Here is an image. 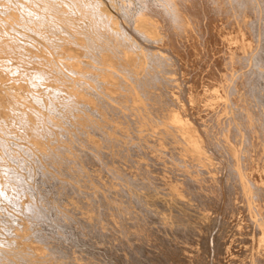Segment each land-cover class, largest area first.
Listing matches in <instances>:
<instances>
[{
	"label": "rangeland",
	"instance_id": "1",
	"mask_svg": "<svg viewBox=\"0 0 264 264\" xmlns=\"http://www.w3.org/2000/svg\"><path fill=\"white\" fill-rule=\"evenodd\" d=\"M210 1L0 0V264H117L113 249L132 261L169 246L172 264H264V0ZM199 7L254 49L213 50L203 74L222 56L227 86L203 126L177 122V70L148 48L201 36ZM224 171L229 224L208 244L203 204Z\"/></svg>",
	"mask_w": 264,
	"mask_h": 264
},
{
	"label": "bare ground",
	"instance_id": "2",
	"mask_svg": "<svg viewBox=\"0 0 264 264\" xmlns=\"http://www.w3.org/2000/svg\"><path fill=\"white\" fill-rule=\"evenodd\" d=\"M187 1H192V5L195 6L194 4H197L198 0H187ZM206 2V0H204ZM209 1V0H208ZM215 3L217 1L213 0ZM212 1V2H213ZM228 1V0H227ZM234 1V0H233ZM237 1V0H236ZM246 1V0H244ZM251 1V0H250ZM256 1V0H255ZM194 2V4H193ZM211 2V1H210ZM212 2L210 3V5H212ZM209 3V2H207ZM220 3V1H219ZM235 3V2H233ZM240 4V2H239ZM238 4V5H239ZM245 4V3H244ZM247 4V3H246ZM185 5V4H184ZM200 5V3H199ZM206 5V3H205ZM204 5V7H205ZM220 5V4H219ZM229 5V4H228ZM237 5V6H238ZM201 6V5H200ZM209 6V5H208ZM213 6V5H212ZM209 7V8H212ZM217 6V5H216ZM221 6V5H220ZM236 6V5H235ZM108 7V6H107ZM218 7V6H217ZM96 8V7H95ZM190 8V7H189ZM188 8V9H189ZM247 8V7H246ZM111 9V8H110ZM192 8L189 9V11L191 10ZM203 9V8H201ZM199 8L196 9V12L194 11V14L193 16H198L199 18L197 19H200V29L202 30V34L201 36H197L195 35L193 32L191 33L192 34V37L193 39L191 41L188 42V49L187 50V54L185 53V51L183 50L185 46H188V45H185L187 43H179L177 42V40L175 39V34H172L174 36H172L171 34H169L170 36H172V40H171V43H170V46H167L166 44L165 45H160V44H152L153 45H149L148 48H150L151 50L153 49H158V52H162L163 54L165 53V59H166V55L168 57L169 60H171L173 63L172 65L174 64L175 65V68L177 70V73H178V79L177 82H178V92L177 94L179 95L180 97V101L177 102L178 104V109H179V112L178 114L175 115V118L177 120V122L179 123H182V124H189L191 123L190 121H194V123H198L200 125L201 123V118L203 117L204 115V112L206 113L208 111L209 113V110L208 108L210 109V112L212 114H216L217 112H219L223 106V104H220L219 100L221 98H223L225 96V88L227 86V75L228 73L226 74V70H225V67L223 65V62L222 60L223 57L221 56L220 59H217L216 61V58L215 61L216 63H214V65L212 66V68L210 69V71L207 73V74H203L204 73V70L206 69V67H208V63L210 62V59L212 60V54H213V50L215 49L216 52L218 51H223L225 50V48L228 47V49L226 50V52L228 51L229 53L232 52L234 53V51H236L237 49H239L240 46H245L247 47V49L253 51V45H252V38H250V36H248L243 30H240V31H237L235 29L233 30H230V25H229V30H225L222 26V24L219 22V19L216 18L215 16L217 15H221L222 13H219L217 14L218 12L216 11V8L214 7V10L217 12H215L217 15L213 16L212 15V12H210V9H205L203 10L204 12L206 11V14L207 16L205 15V13H203V11ZM219 9V8H217ZM222 9V8H221ZM220 9V10H221ZM229 9V8H228ZM232 9V8H231ZM219 10V11H220ZM213 11V9H212ZM223 13L224 11L221 10ZM220 11V12H221ZM192 12V10L190 11ZM214 12V11H213ZM115 13V12H114ZM229 13V12H228ZM253 15V14H252ZM31 17V16H30ZM204 17H206L208 19V25H207V28H208V33L206 34L205 33V22L204 21ZM225 17V16H224ZM230 17V16H229ZM228 17V18H229ZM195 18V17H194ZM224 19V18H223ZM161 21V20H160ZM195 21V20H193ZM225 21V19H224ZM226 21H227V18H226ZM230 21V20H229ZM121 22V21H120ZM198 22V23H199ZM168 23V22H167ZM227 24L229 22H226ZM231 23V22H230ZM234 23V22H233ZM232 24V23H231ZM125 26V25H124ZM123 26V27H124ZM226 26V25H225ZM169 27V26H168ZM232 27V26H231ZM263 27V26H262ZM261 27V28H262ZM264 28V27H263ZM124 29V28H122ZM126 31L125 33H129V34H132L134 35V31L132 30V28H129V27H125ZM171 29V28H170ZM137 30V29H136ZM194 30V29H193ZM198 30V29H197ZM262 30V29H261ZM139 31V30H138ZM170 31V30H168ZM232 31V32H231ZM201 32V31H200ZM136 33V32H135ZM264 33V32H263ZM262 33V34H263ZM197 34V33H196ZM119 35V34H118ZM199 35V34H198ZM137 36V35H136ZM258 36V34H257ZM256 36V37H257ZM263 36V35H262ZM141 38V37H140ZM189 39V38H188ZM130 40V39H129ZM184 41V40H183ZM263 41V40H262ZM187 42V41H186ZM135 44V43H134ZM229 44H231V47L229 46ZM146 45V43H145ZM262 48V47H261ZM224 49V50H223ZM264 49V48H263ZM261 50V49H259ZM238 51V50H237ZM236 51V52H237ZM250 52V51H249ZM257 52V51H256ZM239 53V52H237ZM235 53V54H237ZM161 54V53H160ZM221 54V53H220ZM234 54V56H235ZM239 54H242V53H239ZM263 54V53H262ZM216 55V54H215ZM214 55V57H215ZM223 55V54H222ZM231 55V54H230ZM217 56V55H216ZM219 56V55H218ZM233 56V54H232ZM238 57L240 55H237ZM254 56V55H253ZM262 56V55H261ZM162 57V56H161ZM226 57V55L224 56ZM236 57V56H235ZM233 57V58H235ZM244 57V56H242ZM241 57V58H242ZM247 58V57H246ZM163 59V60H165ZM226 59H228L226 57ZM237 59V58H236ZM239 59V58H238ZM254 59V58H253ZM259 59L260 57L258 55H255V59L254 61L256 62V66H258V62H259ZM230 60V59H228ZM244 61H246L247 59H243ZM213 61V60H212ZM212 61L210 63H212ZM226 61V60H225ZM224 61V63H226ZM238 61V60H237ZM243 61V62H244ZM231 62V61H228V63ZM254 62V63H255ZM263 62V61H262ZM264 63V62H263ZM236 64V63H235ZM240 64V62H239ZM242 64V63H241ZM227 65V64H226ZM229 65V64H228ZM237 65V64H236ZM245 65V64H244ZM248 65V64H247ZM210 66V65H209ZM190 67V70L188 69ZM239 68H241L240 66H237ZM236 68V66H235ZM238 68V69H239ZM257 68V67H256ZM237 69V68H236ZM242 69V68H241ZM240 71V70H239ZM249 71V70H248ZM257 71V70H256ZM176 72V71H175ZM250 72V71H249ZM252 72V71H251ZM248 73V72H247ZM254 73V72H253ZM264 73V72H262ZM250 74V73H249ZM260 74V73H259ZM258 74V75H259ZM240 76V74H238ZM243 75V74H242ZM245 75V74H244ZM257 76V75H256ZM260 76H262L260 74ZM241 77V76H240ZM238 77V79L241 80V78ZM264 78V76H262ZM156 78V77H155ZM260 79V77H258ZM160 79V78H159ZM164 79V78H163ZM168 79V78H167ZM257 79V77H256ZM259 79H257V81H259ZM262 79V78H261ZM260 79V80H261ZM229 80V79H228ZM249 80V79H247ZM246 80V81H247ZM163 81V80H162ZM243 80H241V85H243L242 83ZM245 81V83H247ZM253 82V81H252ZM256 82V81H255ZM262 82V81H260ZM235 83V82H234ZM240 83V82H239ZM238 83V84H239ZM253 84V83H252ZM264 84V83H263ZM141 85V84H140ZM177 85V84H176ZM240 85V86H241ZM245 85V84H244ZM260 85V84H259ZM138 87V86H137ZM234 87V86H233ZM253 87V85H252ZM177 88V87H176ZM235 88V87H234ZM254 88V87H253ZM161 89V88H160ZM252 89V88H251ZM234 91V90H233ZM255 91V90H254ZM248 95V94H247ZM264 95V94H263ZM239 98V97H238ZM219 101V102H218ZM259 101V100H258ZM255 102V101H254ZM223 103V101H222ZM262 103V102H261ZM221 108V109H220ZM196 109H199L198 111ZM259 109V108H258ZM207 110V111H205ZM237 110V109H236ZM223 111V109H222ZM221 111V112H222ZM220 112V113H221ZM235 112V111H234ZM208 113L206 115H208ZM239 113V112H238ZM243 113V112H242ZM211 114V115H212ZM218 114V113H217ZM216 114V115H217ZM219 115V114H218ZM217 115V116H218ZM237 115V114H236ZM210 116V115H209ZM209 116L208 118L205 117L204 115V119H209ZM217 116H215L217 118ZM235 116V115H234ZM211 118V117H210ZM213 118V117H212ZM225 118V117H224ZM221 119V118H220ZM203 120V119H202ZM245 120V119H244ZM205 121V120H204ZM210 121V120H209ZM215 121V120H214ZM219 121V120H218ZM208 122V120H207ZM216 126H217V122H215ZM220 123V122H219ZM218 123V124H219ZM206 124V123H205ZM211 125V123H209ZM208 124V125H209ZM223 124V123H222ZM196 125V124H195ZM202 125V124H201ZM200 125V126H201ZM207 125V124H206ZM242 125V124H241ZM203 126V125H202ZM186 126L184 125V128ZM188 127V126H187ZM208 127V126H207ZM221 127V126H220ZM223 127H224V124H223ZM243 127V126H242ZM200 128V127H199ZM208 129H211L208 127ZM218 129V127H217ZM220 129V128H219ZM222 129V128H221ZM235 129V128H234ZM205 130V129H204ZM215 130V129H214ZM212 130V131H214ZM237 130V129H236ZM201 131V130H200ZM219 131V130H218ZM221 131V130H220ZM217 132V130H216ZM238 132V131H237ZM244 132V131H243ZM204 133L207 135V132L204 131ZM204 134V135H205ZM240 135V133H238ZM208 136V135H207ZM248 136V135H247ZM239 137V136H238ZM236 138V137H235ZM210 140V139H209ZM211 142V141H210ZM204 143V142H203ZM198 144V142H197ZM207 144V143H206ZM14 145V144H13ZM86 145V144H85ZM210 146V145H209ZM212 146V145H211ZM210 146V147H211ZM237 146V145H236ZM201 147V145H200ZM204 147V145L202 146V148ZM208 147V146H207ZM215 148V147H214ZM213 146H212V149H214ZM204 149V148H203ZM208 151H210L209 149H207ZM206 151V150H205ZM216 151V150H215ZM217 152V151H216ZM85 154V153H84ZM219 155V154H218ZM214 156V154H213ZM216 156V155H215ZM248 156V155H247ZM221 157V156H220ZM221 159V158H220ZM217 157H216V161H217ZM264 161V160H263ZM224 162V161H223ZM261 162V161H260ZM221 163V162H220ZM221 165V164H220ZM261 166V165H260ZM225 167V166H224ZM223 167V168H224ZM222 168V169H223ZM226 168V167H225ZM203 172V171H202ZM222 172V171H221ZM228 172V171H227ZM225 171L219 176V179L217 181V191H216V194L212 197H207L206 200H204V204H203V210H205L207 213H206V217L207 216H211L212 214L214 215V217H210L213 221L209 219L207 221H205L206 223H203L201 225L200 228H203V230L205 228H209V234L205 233L203 230L200 229V231L198 232V234L200 235L201 238H206L208 244L211 243V241L214 239L213 237H216L214 234L216 233V228L217 226L219 225L218 229L221 230L223 229V226L225 228V225H226V222L228 223V218L230 217V210H229V203H230V194L232 192V190L230 189V185L229 183L227 182V178H226V175L224 174ZM231 173V172H230ZM129 174V173H128ZM256 174V173H255ZM126 175V174H125ZM158 176V175H157ZM256 176V175H255ZM255 176L253 178H255ZM258 176V174H257ZM151 177V176H150ZM263 177V176H262ZM235 178V177H234ZM261 178V177H260ZM132 179V178H131ZM130 180V178H129ZM140 181V180H138ZM257 181V180H256ZM264 182V181H263ZM132 183V182H131ZM130 185H133L134 183H132ZM187 184L188 181H186ZM235 183V182H234ZM134 186H137L136 184ZM258 186V185H257ZM1 187V185H0ZM146 187V186H145ZM261 187V186H260ZM143 187L140 186V189L142 190ZM180 188V187H179ZM132 190H135L133 188H131ZM138 190V189H137ZM206 191V190H205ZM1 192V191H0ZM113 192V191H112ZM138 192V191H137ZM126 193V192H125ZM141 193V192H140ZM136 194V192H135ZM139 194V193H138ZM148 194V193H147ZM150 194V192H149ZM202 194V193H200ZM126 196V195H124ZM201 196V195H200ZM203 196V194H202ZM211 196V195H210ZM11 197V196H10ZM138 197V196H137ZM142 197V196H141ZM153 197V196H152ZM195 197H197L195 195ZM147 199V198H146ZM194 199V198H193ZM203 199V198H202ZM201 199V200H202ZM141 200V199H140ZM179 200V199H178ZM135 201V200H134ZM150 201V200H149ZM148 201V202H149ZM177 201V200H176ZM180 201V200H179ZM199 201V200H197ZM196 201V202H197ZM145 202V201H143ZM185 202V201H184ZM183 202V203H184ZM203 202V201H202ZM137 203V202H136ZM135 203V204H136ZM139 203V202H138ZM142 203V201H141ZM200 203V202H199ZM140 204V203H139ZM144 204V203H143ZM146 204V203H145ZM156 204V203H155ZM176 204V203H175ZM180 204V202H179ZM138 205V204H137ZM136 205V206H137ZM189 205V204H188ZM197 205V204H196ZM199 205V204H198ZM197 205V206H198ZM142 206V204L140 205ZM177 206V205H176ZM186 206V205H185ZM164 207V205H161V208ZM175 207V206H174ZM30 208V207H29ZM36 208V207H35ZM38 208V207H37ZM240 208V207H239ZM143 209V207H142ZM183 209V208H182ZM197 209V208H195ZM247 209V208H246ZM163 210V208H162ZM166 210V209H165ZM167 210H169L167 208ZM34 211V210H33ZM161 209L157 210L156 212L160 213ZM173 211V210H172ZM180 211V210H179ZM186 211V210H185ZM155 212V213H156ZM166 212V211H165ZM164 212V213H165ZM169 212V211H168ZM204 212V211H203ZM35 213V212H34ZM131 213V212H130ZM147 213V212H146ZM163 213V212H162ZM174 213V212H173ZM243 213V212H242ZM246 213V212H245ZM26 214V213H25ZM121 214V213H120ZM161 214V213H160ZM176 214V212H175ZM186 214V213H185ZM202 215H204L205 213H201ZM178 215V213L176 214ZM192 215V214H191ZM40 216V215H39ZM168 216V215H167ZM173 216V215H172ZM183 216V215H182ZM180 217V216H179ZM45 218V217H44ZM151 218V217H150ZM167 218V217H166ZM184 219H186L188 221V216L186 217V215L183 217ZM214 218V219H213ZM40 219V218H39ZM154 219V218H153ZM181 219V218H180ZM208 219V218H207ZM167 220V219H166ZM164 220V222L166 221ZM235 220V219H234ZM167 221H170V220H167ZM176 221V220H174ZM182 221V220H181ZM185 221V220H183ZM211 221V222H210ZM202 222V221H201ZM185 223V222H184ZM212 223V224H211ZM150 224V223H149ZM167 224V223H166ZM183 224V222H182ZM194 224V223H193ZM197 224V223H196ZM195 224V226H196ZM229 224V223H228ZM139 225V224H138ZM184 225V224H183ZM189 225H191L189 223ZM252 224H250L251 226ZM49 226V225H48ZM177 225H175L176 227ZM198 226V225H197ZM233 226V225H232ZM139 227V226H138ZM193 227V226H192ZM245 227V226H244ZM252 227V226H251ZM111 228V227H110ZM155 228V227H154ZM162 228V227H161ZM170 228V227H169ZM233 228V227H231ZM258 228V227H256ZM138 229V228H136ZM135 229V231H137ZM176 229V228H175ZM178 229V228H177ZM176 229V230H177ZM197 229V228H196ZM226 229V228H225ZM247 229V228H246ZM98 230V229H96ZM142 230V229H141ZM234 230V229H232ZM252 230V229H251ZM45 231V230H44ZM129 231V230H126V232ZM151 231V230H150ZM236 231V230H234ZM99 232V231H98ZM132 232V230H131ZM134 232V231H133ZM138 232V231H137ZM194 232V231H193ZM222 232V230H221ZM245 233V231H243ZM249 233V231H247ZM246 232V233H247ZM252 232V231H251ZM250 232V233H251ZM111 233V232H110ZM130 233V232H129ZM136 233V232H135ZM142 233V232H141ZM153 233V232H152ZM195 233V232H194ZM234 233V232H233ZM237 233V232H236ZM160 235V233H158ZM190 234H191V231H190ZM224 233H221V236L223 235ZM131 235V234H130ZM146 235V233H145ZM149 235V234H148ZM169 235V234H168ZM192 235V234H191ZM198 235V236H199ZM243 235V234H242ZM127 236V235H126ZM125 236L124 239H126L127 237ZM132 236V235H131ZM137 236V235H136ZM188 236V235H187ZM252 236V235H251ZM250 236V237H251ZM130 237V236H129ZM190 237V236H189ZM192 237H194V234L192 235ZM120 238V237H119ZM220 238V237H219ZM123 239V240H124ZM144 239V238H143ZM163 239V238H161ZM167 239V238H166ZM200 239V238H199ZM202 239V240H203ZM217 239V238H216ZM133 240H136V239H133ZM156 240V239H155ZM155 240H152L154 241L153 243H155ZM158 240V239H157ZM205 240V239H204ZM221 240V239H219ZM91 241V240H90ZM128 241V240H126ZM167 241V240H166ZM185 241V240H184ZM194 241V239H193ZM250 241V240H249ZM123 241H121L122 243ZM196 242V241H195ZM204 242V241H203ZM81 243V241H80ZM124 243V242H123ZM131 243V242H130ZM152 243V244H153ZM163 243V242H162ZM206 243V242H205ZM216 243V242H215ZM218 244L216 246H219L220 249L222 250H225V248H223V243L221 241L217 242ZM158 245V243H155V245ZM164 244V243H163ZM163 244H160L163 246ZM169 244V243H168ZM126 246V244H124ZM156 245V246H157ZM159 245V246H160ZM201 245V243H200ZM122 246V245H121ZM152 246V245H151ZM154 246V244H153ZM168 246V245H167ZM186 246V245H185ZM213 245H209V247H211ZM124 247V246H123ZM161 247V246H160ZM164 247V246H163ZM175 247V246H174ZM162 248V247H161ZM206 248V247H205ZM208 248V247H207ZM69 249V248H68ZM88 249V248H87ZM98 249V248H97ZM150 249V248H149ZM181 249V248H180ZM218 249V247H217ZM71 250V249H70ZM153 250V249H150V251ZM204 250V248H203ZM211 250V249H210ZM233 250V249H232ZM103 251V250H102ZM180 251V250H179ZM206 251V250H204ZM110 252V251H109ZM108 252V253H109ZM155 252V249L154 251ZM176 252H178L176 250ZM219 252V251H218ZM61 253V252H60ZM70 253V251H69ZM89 253V252H88ZM99 253V252H98ZM103 253V252H102ZM106 253V252H105ZM152 253V252H151ZM174 253H175V250L173 248H164L162 249V251L159 253L160 255L159 256H154V255H151L149 256V254H147L143 248L141 249V252H140V255H138L137 257L136 256H132L133 258L131 259L132 261H127L125 260L122 255L120 256V254L115 250L113 249L110 253V256L111 259L114 260V263H117V264H151L153 261H158V264H172L173 262V256H174ZM179 253V252H178ZM185 253V252H184ZM208 253V252H207ZM132 254V253H131ZM182 254V253H181ZM104 255V254H103ZM107 255V254H106ZM179 255V254H178ZM188 255V254H187ZM185 256V255H184ZM246 256V254H245ZM207 257V256H206ZM131 258V257H129ZM181 260H182V256H180ZM185 258V257H183ZM244 258V256H243ZM261 258V257H260ZM190 258L187 257V260H189ZM206 259V258H205ZM112 260V262H113ZM180 260V262H181ZM186 260V259H185ZM243 260V259H242ZM190 261V260H189ZM192 262V261H190ZM189 262V263H190ZM200 262V261H199ZM183 263V262H182ZM181 263V264H182ZM188 263V264H189ZM197 263V262H196ZM155 264V263H154Z\"/></svg>",
	"mask_w": 264,
	"mask_h": 264
}]
</instances>
